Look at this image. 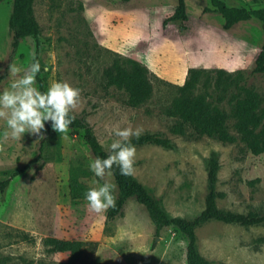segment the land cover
Listing matches in <instances>:
<instances>
[{
  "label": "rangeland",
  "instance_id": "1",
  "mask_svg": "<svg viewBox=\"0 0 264 264\" xmlns=\"http://www.w3.org/2000/svg\"><path fill=\"white\" fill-rule=\"evenodd\" d=\"M229 6L263 10L264 0H223ZM188 21L169 23L177 0H34L33 15L40 27L37 59L43 68L45 90L60 80L81 89L75 115L92 128L104 150L116 137L112 128H140L144 133L167 137L173 149L154 145L136 148L135 172L141 183L169 217L193 219L204 209L207 194V160L218 159L216 190L224 195L219 209L264 215V153L253 156L238 140L223 144L206 136L169 132L174 120L165 110L190 69L240 72L245 85L264 98V72L255 73L256 58L264 39L257 21L240 23L229 31L208 1L184 0ZM12 4L0 3V92L17 78L10 66L26 69L35 57V41L26 38L11 49L8 22ZM130 58L145 66L153 85L152 97L138 108L125 105L126 95L106 87L102 72L113 58ZM22 74V72H21ZM229 112L226 103L218 105ZM234 121L229 132L236 137ZM47 126V125H46ZM0 119V171L32 160L40 141L34 135L14 140ZM43 167H32L14 179L0 194V264H59L62 254L46 251L48 237L80 241L84 254L79 264H186V238L174 227L155 233L147 213L131 198L112 220L92 212L84 199L70 200L71 167L89 170L94 159L82 135L59 134L52 129L43 146ZM94 174L81 175L87 187ZM110 182L114 184L113 178ZM103 183V181H101ZM115 185V184H114ZM115 186V196L117 198ZM34 238L22 242L18 232ZM197 250L207 261L222 264H264V225L244 228L208 222L195 231Z\"/></svg>",
  "mask_w": 264,
  "mask_h": 264
},
{
  "label": "trees",
  "instance_id": "2",
  "mask_svg": "<svg viewBox=\"0 0 264 264\" xmlns=\"http://www.w3.org/2000/svg\"><path fill=\"white\" fill-rule=\"evenodd\" d=\"M9 1L12 4L8 28L11 33V49L15 51L18 44L26 38L35 41V58L39 53L40 27L33 15L34 0H0V3ZM119 3H129L132 0H112ZM202 1V0H199ZM211 8H203V13L218 14L222 20V28L231 30L240 23L257 21L264 28V11L247 10L244 7L229 6L223 0H205ZM188 21L184 0H177L174 13L163 20L162 26L169 23H185ZM255 73L264 72V39L261 50L256 58ZM37 76V83L41 90H45V83ZM106 87H114L126 95L125 105L138 108L149 101L153 93L151 75L141 63L130 58L115 56L111 64L102 72ZM175 97L171 105L165 110L166 117L173 119L174 124L169 132L176 136H186L191 131L196 137L206 136L223 144L234 143L237 138L243 144L246 152L253 156L264 153V98L256 91L245 85L244 76L238 72L229 74L223 70L208 72L202 69H190L186 80L181 86H175ZM226 103L229 112L218 105ZM234 121L233 128L236 137L228 130V121ZM45 138L41 140L37 155L25 164L0 171V194H3L10 182L27 173L32 167L40 170L43 167V146L50 133V125L46 126ZM73 135L81 134L85 145L93 158H106L108 152L95 137L92 128L83 118L76 116L70 127ZM132 143L138 147L154 145L163 149L174 148L171 141L158 133H144L139 139L133 138ZM218 159L211 154L207 160V194L204 209L193 219L169 217L160 203L149 191L132 176L121 175L118 168L112 176L117 189L116 207L110 208L106 217L112 220L118 214L125 202L133 198L136 203L144 207L147 216L154 226L155 233L159 234L164 228L174 227L187 240L186 264H222L205 260L197 250L195 231L204 224L215 221L223 224L237 225L244 228L264 225V215L254 212L246 214L234 213L219 209L216 201L224 195L216 190ZM91 172L71 167L69 171L68 189L70 200L78 203L85 199L89 189L80 182L81 175L90 176ZM18 232V231H16ZM16 236L22 242H34V238L18 232ZM43 246L51 254H62L66 259L59 264H79L84 254V244L80 241H69L48 237L43 239ZM89 264H99L94 260Z\"/></svg>",
  "mask_w": 264,
  "mask_h": 264
},
{
  "label": "clouds",
  "instance_id": "3",
  "mask_svg": "<svg viewBox=\"0 0 264 264\" xmlns=\"http://www.w3.org/2000/svg\"><path fill=\"white\" fill-rule=\"evenodd\" d=\"M42 66L38 59L22 69L10 66V73L17 78L10 89L0 92V119H4L6 136L21 141L24 135H34L37 141L45 138L46 125L65 136L76 119L75 110L81 103V89L66 81L56 80L46 90H41L37 76ZM22 72V74H21ZM110 135L116 137L106 151V158L95 157L89 164L94 174L93 183L85 193L88 208L98 216H105L110 208L116 207L115 185L110 182L114 169L121 175L132 176L135 172L136 146L132 139H139L142 129L131 127L112 128ZM103 181V183H101Z\"/></svg>",
  "mask_w": 264,
  "mask_h": 264
}]
</instances>
